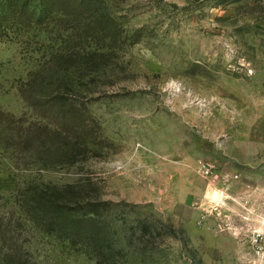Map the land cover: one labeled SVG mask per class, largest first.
Wrapping results in <instances>:
<instances>
[{"label": "rangeland", "instance_id": "374dc122", "mask_svg": "<svg viewBox=\"0 0 264 264\" xmlns=\"http://www.w3.org/2000/svg\"><path fill=\"white\" fill-rule=\"evenodd\" d=\"M67 184L76 212L99 202L103 257L30 224L24 195ZM246 200L262 212L264 0H0V248L264 264Z\"/></svg>", "mask_w": 264, "mask_h": 264}, {"label": "trees", "instance_id": "16d2710c", "mask_svg": "<svg viewBox=\"0 0 264 264\" xmlns=\"http://www.w3.org/2000/svg\"><path fill=\"white\" fill-rule=\"evenodd\" d=\"M75 66H78L80 73L88 69L83 61H77ZM53 137L49 135L50 140ZM71 142L70 139L66 144L69 145ZM69 153L71 155V152ZM48 188L49 190L46 192H31L24 195L22 207L26 206V210L32 213L34 217V222L32 220L30 224L33 226L40 223L43 230H49V232L48 230L45 231L48 233H53V230L57 229L63 234H67L64 236L69 239L65 243L66 247H75L81 256H92L95 252L103 257V243H106L104 242L103 231H106L99 225L101 222L98 220L96 213L93 212V208L99 205V202L96 200L87 202L82 207L83 210L76 212L73 207L81 206V201L71 184L64 186L63 190L58 189V187L50 188L48 186ZM101 242L102 244L99 246ZM41 262V259L37 257H34L32 261L29 256L18 250L0 248V264H40Z\"/></svg>", "mask_w": 264, "mask_h": 264}, {"label": "built area", "instance_id": "2783aa9c", "mask_svg": "<svg viewBox=\"0 0 264 264\" xmlns=\"http://www.w3.org/2000/svg\"><path fill=\"white\" fill-rule=\"evenodd\" d=\"M248 204V200L243 204V208L245 209L243 220L246 222L254 220V224L245 229L243 234L246 236V242L253 257L264 263V207L262 212H254L248 207ZM238 235H241V232Z\"/></svg>", "mask_w": 264, "mask_h": 264}]
</instances>
